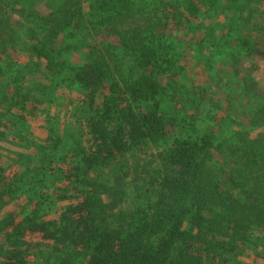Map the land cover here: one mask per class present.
<instances>
[{
  "label": "trees",
  "instance_id": "obj_1",
  "mask_svg": "<svg viewBox=\"0 0 264 264\" xmlns=\"http://www.w3.org/2000/svg\"><path fill=\"white\" fill-rule=\"evenodd\" d=\"M18 2L0 0V264H248L264 91L245 62L264 58V0H48L27 63L10 54ZM89 35L105 39L68 59ZM61 86L84 95L76 124L35 137L31 93Z\"/></svg>",
  "mask_w": 264,
  "mask_h": 264
},
{
  "label": "rangeland",
  "instance_id": "obj_2",
  "mask_svg": "<svg viewBox=\"0 0 264 264\" xmlns=\"http://www.w3.org/2000/svg\"><path fill=\"white\" fill-rule=\"evenodd\" d=\"M19 1L16 9L17 12L12 14V22L14 24L15 29L18 31L19 34V47L16 52H12V56L16 60H20L23 63H27L29 61V53L25 50L27 44H32L29 40L28 33L29 29L34 28V24L31 22L32 17L38 14H43L48 12V7H46V2L48 0H17ZM84 7L86 11H89V3L84 2ZM26 13H33V15L27 19L25 17ZM20 11L24 13L22 16ZM22 17H21V16ZM24 17V18H23ZM105 39V37H93L91 35L87 36L86 41L83 43L81 42H73L72 45H69L71 49L78 48V51L72 52L69 55L68 59L73 60V62L80 63L84 60L85 56L84 53L87 52L85 48L86 45L90 43H95L96 45L101 43ZM36 42V41H34ZM191 67V66H190ZM226 69L222 63L220 64V68ZM246 68L256 67L257 70L254 72V77L258 82L261 89L264 91V58L261 56H253L250 59H247L245 62ZM32 80L41 82L43 84L49 85L46 80H44L40 76L31 77ZM204 81L207 85L211 84V79L206 76L204 77ZM222 82L216 84L213 88V92L215 94L220 93V88ZM34 100H37L39 103V113L34 117L31 121L32 130L34 131L33 135L35 137H42L45 138L48 136V130L50 127H58L60 131H63L64 128L72 124H76L78 119L80 107H82L83 102V93L77 91L76 89H68L65 86H61L57 89H52L47 93H39L37 91H33L30 95ZM254 98L247 100L245 103L246 105H251L255 102ZM262 102V101H261ZM151 152L154 151H147L144 154V158L149 160L152 158ZM3 166L9 167L11 163L9 162V157H7V153L1 152ZM259 239V242L254 243V250L250 248L246 255L244 256L243 260L248 264H264V230L261 233L256 234Z\"/></svg>",
  "mask_w": 264,
  "mask_h": 264
}]
</instances>
